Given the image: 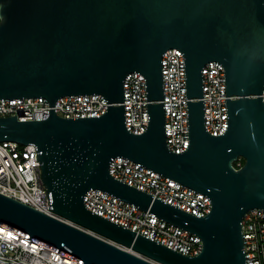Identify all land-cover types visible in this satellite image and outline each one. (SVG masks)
Segmentation results:
<instances>
[{"label":"water","instance_id":"water-1","mask_svg":"<svg viewBox=\"0 0 264 264\" xmlns=\"http://www.w3.org/2000/svg\"><path fill=\"white\" fill-rule=\"evenodd\" d=\"M183 55L188 147L165 143L161 57ZM224 70L227 128L205 131L201 70ZM145 81L147 128H125L123 82ZM264 0H0V100L43 98L42 121L0 117V142L35 146L48 210L0 194V226L80 264H245L241 221L264 210ZM100 95L99 117L64 119L63 97ZM255 95L256 98L248 96ZM236 97V99H229ZM196 99V101H192ZM122 157L209 198L195 217L112 178ZM243 160V164L234 163ZM91 189L198 236L184 256L88 211Z\"/></svg>","mask_w":264,"mask_h":264},{"label":"built area","instance_id":"built-area-1","mask_svg":"<svg viewBox=\"0 0 264 264\" xmlns=\"http://www.w3.org/2000/svg\"><path fill=\"white\" fill-rule=\"evenodd\" d=\"M161 76L165 143L171 153L179 154L188 147L184 61L179 50H167L162 55ZM201 77L205 131L211 136H219L227 128L223 67L217 62H208L201 70ZM261 100L264 104V87ZM123 102L125 128L135 135L143 133L147 128V107L145 81L141 74L133 72L125 77ZM106 109L107 103L100 95L68 96L54 104L55 114L64 119L99 117ZM11 116H16L18 121L45 120L49 116L48 102L43 98L0 100V117ZM35 154L33 145L0 142V194L147 259L48 210ZM108 172L112 178L197 218L210 211L211 203L206 196L125 158L113 159ZM83 204L88 211L184 256L194 257L202 250L198 236L100 190L86 192ZM241 233L245 264H264L263 209H252L243 216ZM0 264L80 263L0 226Z\"/></svg>","mask_w":264,"mask_h":264},{"label":"trees","instance_id":"trees-1","mask_svg":"<svg viewBox=\"0 0 264 264\" xmlns=\"http://www.w3.org/2000/svg\"><path fill=\"white\" fill-rule=\"evenodd\" d=\"M237 164L242 165V164H243V160H239V161L235 162V163L233 164L235 168H237Z\"/></svg>","mask_w":264,"mask_h":264}]
</instances>
